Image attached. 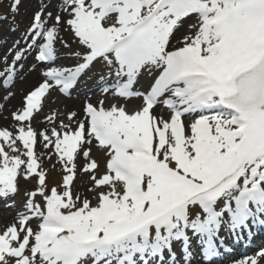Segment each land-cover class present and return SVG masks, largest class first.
I'll return each instance as SVG.
<instances>
[{"label":"snow or ice","instance_id":"6c2138e0","mask_svg":"<svg viewBox=\"0 0 264 264\" xmlns=\"http://www.w3.org/2000/svg\"><path fill=\"white\" fill-rule=\"evenodd\" d=\"M19 5L13 0V19ZM60 11L69 18L58 14L55 24H66L82 46L76 66L45 71L13 113L17 134L0 130V198L18 191V176L38 182L16 222L0 232V264H150L164 251L171 256L174 241L182 242L190 264L194 240L215 256L223 225L235 233L249 219L264 223V0H62ZM190 15L198 21L190 26L195 33L170 49ZM51 17L35 12L26 31L25 51H35L38 62L57 56ZM23 58L18 51L0 71L5 86ZM98 66L115 77L102 92L142 97L143 106L129 113L88 103L75 128L61 122L63 131L35 132L30 122L51 82L67 95ZM140 78L148 84L143 92L134 90ZM158 104L168 119L153 115ZM75 116L70 112L68 120ZM38 135L62 165V191L47 189ZM93 141L107 157L99 178ZM80 155L88 161L81 171L91 174L92 198L72 190Z\"/></svg>","mask_w":264,"mask_h":264},{"label":"bare ground","instance_id":"6f19581e","mask_svg":"<svg viewBox=\"0 0 264 264\" xmlns=\"http://www.w3.org/2000/svg\"><path fill=\"white\" fill-rule=\"evenodd\" d=\"M5 1L13 3V0ZM61 6L62 0H20L17 13L19 15L18 17L15 15L14 19L13 16H8L7 19H3L5 16L0 15V71L12 63L18 51H24V58L16 65L14 80L5 86L3 77H0V130L7 129L11 131L13 135L17 134L19 125L14 120L13 113L23 108L25 92L30 89L34 83L44 82L46 77H44L43 73L45 71L52 67L67 68L76 66L77 60L74 58V54L81 51L82 46L79 45L78 39L66 24H55L54 17L58 14L61 15L65 21L69 18L67 12L60 11ZM41 10H43L45 14L48 12L52 13V17L47 19V26L57 27L59 33V39L54 45L57 51L56 59L53 62H48L44 66H40L41 64L35 60V51H25L27 43L31 41V37L26 36V31L32 23L33 14ZM197 22L195 15H190L183 19L181 26L175 31L171 38L170 49L181 47L182 44L179 43V41L183 40L185 36L195 33L196 29L190 26L197 24ZM64 43H67L68 47H65ZM101 75L105 76V81L103 83L100 80ZM114 79V75H109L107 72H101L100 75L93 78H89L84 74L74 84L73 88L69 90V94L67 95L61 93L59 87H57L54 82H51L53 86L45 98L47 111L39 114L36 118L34 113L30 122L31 127L38 134L45 132L49 135L53 127L58 131L64 130L60 127L61 122L70 124L72 128H75L78 121L84 120V107L86 104L91 103L94 106H100V101H103V107L107 109L110 108L108 102L110 98L129 108L133 106H143L142 97L128 99L118 97L115 95L114 91H109L108 93L102 92V88L105 84L109 87L112 86V81ZM147 87V81L142 78L135 84L134 90L143 92ZM70 112L76 113L72 121L68 120V114ZM153 115L168 119L170 112L167 108L158 104L153 109ZM49 116H55V119L50 121L47 119ZM191 119V116H185V124H189ZM43 144L44 141L38 135L35 151L40 161V163L38 162L40 164V169L43 168L46 170L52 161L58 160V157L55 155L52 148L46 149ZM5 149L8 150L6 145ZM91 149L90 159L93 157L94 150L98 149L100 154H104V152L97 147L95 141H93ZM9 154L14 155L15 153L9 151ZM87 162L88 161H86L82 155L78 156L76 159L77 174L73 181L72 190L74 194L79 193L81 196L87 195L89 198H92L93 194L88 192V188L92 186L90 182L91 174L81 171ZM63 175H65V173ZM18 183H20L19 177ZM18 196L16 192L14 195H9L7 198H0V232H3L7 226L15 223L18 214L25 210L24 206L28 197L24 198L26 201L20 202ZM7 201H11V203L5 204ZM252 220L253 219H249L245 225L251 224L250 222H255L258 225L256 228H253L252 231H247L250 234L249 240L245 239L244 241H240L236 238L241 234L240 229H237L236 232L233 233L227 225L221 227L218 233V239L215 242L217 253L214 256L213 264L219 262L233 264L245 258H249V264H251L252 258L257 260V264H264V256H256L258 251L260 252V249H264V226H260L262 223L258 220ZM32 226H36L35 222H33ZM188 235L191 236V232H189ZM181 243L182 242H180L179 246H175V242H173L171 256L168 251H165L164 254H161L160 258L159 256L158 258H152L150 264H173V260H175L176 264H185ZM241 250L247 254L242 255ZM191 253L190 264H200L207 259L204 257V254L205 256L207 254L206 247L195 240L192 242Z\"/></svg>","mask_w":264,"mask_h":264},{"label":"rangeland","instance_id":"374dc122","mask_svg":"<svg viewBox=\"0 0 264 264\" xmlns=\"http://www.w3.org/2000/svg\"><path fill=\"white\" fill-rule=\"evenodd\" d=\"M11 5H12V2H10V1L6 2L5 0H0V15L1 16H7V17L13 16V13L10 11ZM15 15L17 17L19 16L18 14H15ZM35 56H36V53H35ZM35 56H34V58H35ZM40 68H42V67H40ZM100 74H101V71L99 70V66L97 68H93L91 71L86 73V75L89 78H93V77L100 75ZM140 79H142V78H140ZM38 84H39V82L35 83L34 85L31 86L30 89H33ZM30 89L25 92L24 96L26 95V93H28L30 91ZM45 102H46V100L44 101V103L42 105V110L39 112H36L35 118L38 117L39 114H42V113L47 111ZM113 105L123 106V107H125L126 111H128L129 113L137 111L141 108L139 106H133L132 108H129V107H126L124 105H121L116 100L110 98V106H113ZM18 144H19V142H18ZM93 156H94V158H92V160H95L96 162L98 161V163H100V166L98 167L97 171L95 172V175H97V177L99 178L100 176H102L106 172V160L107 159H98V152L95 153L94 151H93ZM38 162L40 163L39 160H38ZM41 169L43 171H45V173H46L47 189L50 190L52 187H56L58 191H62L61 185H62V179H63L64 171H63L61 163L58 160L52 161L48 165V168L46 170H44L43 168H41ZM18 177L20 179V183H18V191H17V194L19 195L18 199L20 202L26 201V200H24V198L27 197L26 194L30 193L32 191H35L38 188L37 178L33 176V177L25 180L22 176L21 177L18 176ZM35 201H36V203L43 204L42 198H40L39 196L35 197ZM6 203L8 204L11 202L8 201Z\"/></svg>","mask_w":264,"mask_h":264}]
</instances>
